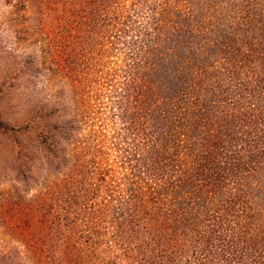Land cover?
Segmentation results:
<instances>
[{
	"label": "trees",
	"instance_id": "1",
	"mask_svg": "<svg viewBox=\"0 0 264 264\" xmlns=\"http://www.w3.org/2000/svg\"><path fill=\"white\" fill-rule=\"evenodd\" d=\"M82 2V88L53 57L52 102L72 115L51 125L52 151L71 141L67 177L51 175V264H264V0ZM21 220L4 223L41 264Z\"/></svg>",
	"mask_w": 264,
	"mask_h": 264
},
{
	"label": "rangeland",
	"instance_id": "2",
	"mask_svg": "<svg viewBox=\"0 0 264 264\" xmlns=\"http://www.w3.org/2000/svg\"><path fill=\"white\" fill-rule=\"evenodd\" d=\"M69 1L64 0L63 15L56 19L51 13L54 0H0V264H36L4 223L12 216L21 217V225L32 223L23 228L45 243L41 264H51V241L45 236L51 234V206L64 207L51 201V175L67 177L69 164L62 158H67L71 143L60 133V151H52L51 125L68 129L72 115L59 99L52 102L57 78L53 57L66 76L76 75L71 78L80 88L85 73V25L72 23L75 11L82 21L85 8L82 0H74L76 5L71 6ZM56 32L67 41L75 40L77 67L67 68L71 48L64 42L53 56ZM89 117L94 116L87 115L84 121Z\"/></svg>",
	"mask_w": 264,
	"mask_h": 264
}]
</instances>
